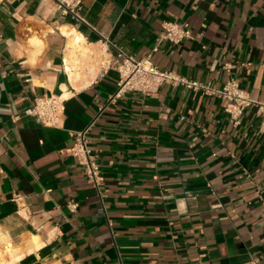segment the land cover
<instances>
[{
	"label": "crops",
	"instance_id": "1",
	"mask_svg": "<svg viewBox=\"0 0 264 264\" xmlns=\"http://www.w3.org/2000/svg\"><path fill=\"white\" fill-rule=\"evenodd\" d=\"M80 1L76 18L0 0L2 264H264V109L235 123L221 98L169 83L115 97L112 66L116 46L264 103V0ZM168 21L191 37L158 41ZM49 95L56 126L29 114ZM86 127L98 191L70 152Z\"/></svg>",
	"mask_w": 264,
	"mask_h": 264
},
{
	"label": "built area",
	"instance_id": "2",
	"mask_svg": "<svg viewBox=\"0 0 264 264\" xmlns=\"http://www.w3.org/2000/svg\"><path fill=\"white\" fill-rule=\"evenodd\" d=\"M64 15H73L78 17L77 11L80 8V0H52ZM191 37L189 29L175 21L164 22L161 25V31L158 41H167L172 44H179L185 39ZM115 49V59L113 61L114 70L118 74L117 90L115 97L120 96L125 91L150 92L156 89L162 83L180 85L192 91H199L207 96L219 97L223 100V109L235 119L238 118L243 110L255 103L259 109H264V103H257L251 100L235 80H228L221 88H213L208 83L187 80L179 75L159 70L151 61L150 55L142 59H135L132 55L126 53L121 48L113 46ZM156 49H154L155 51ZM63 99L61 96H40L35 99L34 105L29 110L30 116L45 126H56L59 113L63 109ZM264 127V121H262ZM88 129L75 133L74 144L70 149L71 155L77 158L83 166L87 181L97 191L101 183L99 166L88 147ZM73 208L75 205H70ZM248 264H255L250 262Z\"/></svg>",
	"mask_w": 264,
	"mask_h": 264
},
{
	"label": "bare ground",
	"instance_id": "3",
	"mask_svg": "<svg viewBox=\"0 0 264 264\" xmlns=\"http://www.w3.org/2000/svg\"><path fill=\"white\" fill-rule=\"evenodd\" d=\"M72 33H73V35L76 36L75 39L77 42L83 41L82 38L78 34H76L74 31H72ZM88 53H89L88 49L83 50V56H87ZM70 73H72V72L70 71ZM70 75H71L72 82H74L76 76L74 74H70ZM15 253H16V251L11 247L10 244H7L4 247V249L0 248V264H2L4 262L6 254H9L10 257H13V256H15L14 255Z\"/></svg>",
	"mask_w": 264,
	"mask_h": 264
}]
</instances>
